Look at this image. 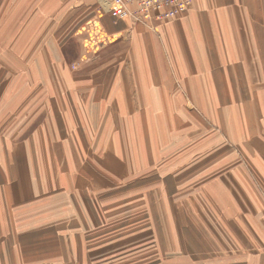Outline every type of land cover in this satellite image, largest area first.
<instances>
[{
  "label": "rangeland",
  "instance_id": "1",
  "mask_svg": "<svg viewBox=\"0 0 264 264\" xmlns=\"http://www.w3.org/2000/svg\"><path fill=\"white\" fill-rule=\"evenodd\" d=\"M58 15L45 12L47 28L18 29L5 40L13 43L7 47L14 53L19 54L22 47L36 52L28 68H17L20 61L10 59L11 50L0 45V60L12 70H6L12 75L3 82L14 78L10 84L16 88L12 94L15 107L1 109L0 118V264H58L61 254L75 264L76 241V247L83 243V251L89 247L99 252L93 257L95 264L108 256L111 264H134L153 253L132 254L152 239L141 236L150 229L145 221L149 213L163 214L161 199L170 203L173 196L183 197L201 180L217 185L219 178H225L234 187V182L245 181L264 203V173L256 166L259 159L264 162V152L257 150V136L240 135L244 127L234 124L223 109H215V118L199 108L183 110L190 111L188 115L160 116L157 140L163 150L157 164L144 162L140 141L132 138L139 131V109L109 108L104 99L100 104L106 119L96 127L76 124L74 114L64 117L69 101L75 107L81 97L84 105L89 104V92L105 88L108 46L102 40L97 44L93 36L83 39L85 34L72 30L66 38L75 36L82 52L78 50L73 61L59 57L64 45L57 44ZM18 34L27 45H14ZM41 52L50 54L45 61L47 76L44 80L32 76L29 81L22 75L31 73L30 67L40 73L36 59ZM55 104L61 109L54 108ZM6 115H10L8 124L14 121V125L2 124ZM172 131L178 135L174 141L168 136ZM108 136L113 138L114 149L104 151L100 146ZM261 145L264 151V142ZM157 184L159 188L154 189ZM11 185L13 203L5 193ZM48 232V237L37 238ZM164 254L166 258L171 255Z\"/></svg>",
  "mask_w": 264,
  "mask_h": 264
},
{
  "label": "crops",
  "instance_id": "2",
  "mask_svg": "<svg viewBox=\"0 0 264 264\" xmlns=\"http://www.w3.org/2000/svg\"><path fill=\"white\" fill-rule=\"evenodd\" d=\"M101 1L0 0V45L11 50L8 57L20 61L16 64L20 69L30 66L36 52L22 47L19 54L14 53L12 47H7L13 43L5 40L18 29L47 28L45 12L53 11L60 17L57 44L64 47L59 48V57L73 61L77 59L78 50L80 54L82 52L75 36L71 34L66 38L72 30L75 34H85L83 39L93 36L97 44L101 40L107 44L109 72L105 88L99 86L102 87L100 90H91L89 104L84 105L81 97L75 107L69 101L64 117L74 114L76 124L96 127L106 119L101 113L104 105L100 104L104 99L110 103L109 108L139 109V131L137 137L132 138L139 139V152L145 158L144 162L157 164L163 150L157 140L160 116L188 115L191 112L183 110L199 108L215 118V109H223L234 124L241 129L244 127L240 135L251 132L252 136H257V150L261 154L264 152L261 149L264 142V22L259 12L264 17V0H193L186 14L162 24L158 30L113 18L101 6ZM16 36L15 46L27 45L23 36ZM36 60L40 61L37 67L42 72L39 70L38 74L37 68L30 67L28 70L32 72L22 75L29 81L32 76H42L43 80L47 76L45 61L50 60V54L41 52ZM6 70L0 60V118L1 109L15 107L12 94L16 88L10 84L15 76L3 82L5 76L12 75ZM8 71L11 73L12 70ZM47 104L51 102L47 101ZM53 107L61 109L59 104ZM9 116L4 117L2 124L14 125V121L8 124ZM56 116L61 118L60 114ZM131 122L124 121L128 125ZM92 132L95 133L93 128ZM173 132L176 131L168 135L171 141L178 137ZM112 140L108 136L100 148L104 151L109 147L114 149ZM257 163L264 173V162L259 159ZM219 180L217 185L210 180H201L200 185H194L185 196L171 197L170 203L161 199L163 208H156L164 213L157 215L152 210L151 217L145 220L149 221L150 229L141 235L152 239L132 252L153 253L134 264H264L262 199L245 181L239 185L234 182V187L225 178ZM12 185L6 188L10 191H5L11 203L15 201ZM153 188L158 189L159 184ZM168 204L171 207L166 209ZM159 220L161 225L157 224ZM50 233L37 238L44 239ZM76 245L77 241L75 264L97 262L93 257L99 252L88 246V251H83V243ZM165 252L171 255L166 258ZM65 257L61 254L62 261L58 264H70ZM103 260L102 264L113 262L110 256Z\"/></svg>",
  "mask_w": 264,
  "mask_h": 264
},
{
  "label": "built area",
  "instance_id": "3",
  "mask_svg": "<svg viewBox=\"0 0 264 264\" xmlns=\"http://www.w3.org/2000/svg\"><path fill=\"white\" fill-rule=\"evenodd\" d=\"M193 0H102L101 6L118 20L157 30L162 24L186 14Z\"/></svg>",
  "mask_w": 264,
  "mask_h": 264
}]
</instances>
